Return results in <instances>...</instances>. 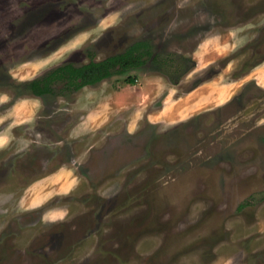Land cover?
<instances>
[{"label":"rangeland","instance_id":"rangeland-1","mask_svg":"<svg viewBox=\"0 0 264 264\" xmlns=\"http://www.w3.org/2000/svg\"><path fill=\"white\" fill-rule=\"evenodd\" d=\"M141 39L125 73L25 85ZM261 60L264 0H0V264H264Z\"/></svg>","mask_w":264,"mask_h":264},{"label":"trees","instance_id":"trees-1","mask_svg":"<svg viewBox=\"0 0 264 264\" xmlns=\"http://www.w3.org/2000/svg\"><path fill=\"white\" fill-rule=\"evenodd\" d=\"M154 54L148 40H137L124 51L109 55L103 59H92L82 64L73 62L61 63L43 75L25 82V85L36 95L55 93L60 86V92L76 91L86 85L99 83L103 79L115 74H122L132 68L145 64L149 56ZM134 83L135 76L126 79Z\"/></svg>","mask_w":264,"mask_h":264},{"label":"crops","instance_id":"crops-1","mask_svg":"<svg viewBox=\"0 0 264 264\" xmlns=\"http://www.w3.org/2000/svg\"><path fill=\"white\" fill-rule=\"evenodd\" d=\"M251 78H255V82L258 83L260 86H264V60H261V61H258L256 62L254 65H253V68L250 70L249 72ZM204 83L202 82L199 87H201V85H203ZM198 87V88H199ZM198 88L196 87L195 89L193 90H190V92H187L185 94V101L187 102V105H185V108L189 107L190 105L193 106L194 104V101L195 99H193L196 95H193L194 92L196 90H198ZM205 96V95H204ZM207 96V94H206ZM201 99V102H203V106H205L208 102H210V99L211 98H200ZM179 100V99H177ZM175 100V101H177ZM196 102V101H195ZM198 102V101H197ZM205 102V103H204ZM193 108V107H192ZM191 109V108H190ZM199 106H194V108L192 110H194V112H198L199 110ZM56 176H57V179H56ZM58 176H61V175H58V174H54L52 173L51 175H46V174H37V176H35L34 178H32V182L34 183V185H31L30 186V191L31 193H33V196L32 198L33 199H37L38 201H41V199H43V197L46 196V193L48 191V184H46L45 186L42 187V184L40 183H45V182H48L49 180H53V181H56V183H61V187L64 186V182H67L71 179V177H73V174H62V177H58ZM50 178H55V179H50ZM40 184V185H39ZM58 187V185H57ZM60 187V186H59ZM59 187L55 190V193L54 194H57L58 192H60V189ZM32 195V194H31ZM46 198H48L46 196Z\"/></svg>","mask_w":264,"mask_h":264}]
</instances>
